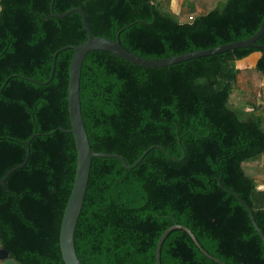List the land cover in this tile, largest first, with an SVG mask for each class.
<instances>
[{
	"label": "trees",
	"instance_id": "obj_1",
	"mask_svg": "<svg viewBox=\"0 0 264 264\" xmlns=\"http://www.w3.org/2000/svg\"><path fill=\"white\" fill-rule=\"evenodd\" d=\"M51 0H0V248L20 264H65L62 219L77 169L68 91L73 48L87 39L79 12ZM85 11L94 35L147 58L246 39L264 25V0H55ZM260 53L254 66L237 62ZM53 73V77L51 78ZM261 76V81L258 77ZM51 78V79H50ZM80 95L94 157L75 233L82 264H156L160 236L187 226L228 264H264V33L255 46L165 67L93 50ZM221 179V182H219ZM161 264H222L173 230Z\"/></svg>",
	"mask_w": 264,
	"mask_h": 264
},
{
	"label": "water",
	"instance_id": "obj_2",
	"mask_svg": "<svg viewBox=\"0 0 264 264\" xmlns=\"http://www.w3.org/2000/svg\"><path fill=\"white\" fill-rule=\"evenodd\" d=\"M54 3L55 0H51L50 10L53 16L64 17L72 12H79L82 16L83 24L87 33V39L85 41H83L78 45H69L62 47L61 49L55 52L53 58L54 59L53 73H54L56 58L59 51L65 48L74 49V54L70 64L68 105H69V115L71 120V128L69 129V131L72 132L75 137L78 156H77V169H76L75 182L67 206L65 208L62 224H61L60 249L65 264H82L76 249L75 233L88 189L93 158L94 157L118 158L126 168L131 169L135 167L137 164H139L143 159L144 155L148 152L146 151L143 154V156H141L134 164L130 165L127 163L125 158L120 154L98 152L92 148L83 117L82 102L80 95L82 67L86 55L93 50H106L140 66L153 67V68L165 67L192 58L218 54L221 52H225L228 50H233L241 47L255 46L256 40L259 39L260 36L264 33V25L255 34H253L252 36L246 39L238 40L227 44H222L220 46L213 48L191 51L166 58H147L132 52L121 43L119 37L121 31L118 33V36L115 40L103 36L94 35L88 24L85 11L82 8L73 7L63 13H57L54 10ZM53 73L51 78L53 77ZM36 134L37 132L33 136H35ZM33 136L28 141L25 142L26 157L24 161L12 167L10 170L6 172L3 178L0 179V186L6 187V181L10 176V174L15 170L20 169L26 165L30 156V141L33 138ZM219 182H221V179H219ZM228 190L232 194H234L240 202H242L245 205V207L249 212V216L253 225L255 226L256 230L258 231L264 242V233L257 224L251 207L235 191L230 189ZM176 229H183L188 231L193 236L196 244L200 247V249L204 252V254H206L207 256H209L210 258L214 259L219 263L228 264L214 257L209 252H207L198 242L196 237L193 235L192 231L187 226L182 224H174L170 226L160 236L156 246V264H161V250L166 237L173 230ZM0 264H20V263H17L15 258L10 256V253L7 249L0 248Z\"/></svg>",
	"mask_w": 264,
	"mask_h": 264
},
{
	"label": "rangeland",
	"instance_id": "obj_3",
	"mask_svg": "<svg viewBox=\"0 0 264 264\" xmlns=\"http://www.w3.org/2000/svg\"><path fill=\"white\" fill-rule=\"evenodd\" d=\"M258 56H260V53H255V54H253L252 56L247 57L244 61H242L240 65H247V64H249V65L254 66L253 63H254L255 59H256ZM260 76H261V75L258 74V77H259V79H260V81H261V77H260ZM254 164L256 165L257 169L262 170V171L264 172V168H263V166H261V163L255 162ZM260 187H261V188H264V185H261Z\"/></svg>",
	"mask_w": 264,
	"mask_h": 264
},
{
	"label": "crops",
	"instance_id": "obj_4",
	"mask_svg": "<svg viewBox=\"0 0 264 264\" xmlns=\"http://www.w3.org/2000/svg\"><path fill=\"white\" fill-rule=\"evenodd\" d=\"M256 53H257V52H256ZM253 54H255V53H253ZM253 54H252V55H253ZM252 55H251V56H252ZM249 57H250V56H249ZM259 57H260V56H258V57L255 59V61H254V63H253L254 65L256 64V61H257V59H258ZM245 59H246V58H245ZM245 59L239 60V61L237 62V65H238L239 67L252 66V65H249V64H247V65H240L241 62L244 61ZM263 185H264V184H263ZM263 189H264V188H263Z\"/></svg>",
	"mask_w": 264,
	"mask_h": 264
}]
</instances>
